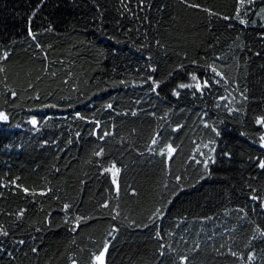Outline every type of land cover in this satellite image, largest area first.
Here are the masks:
<instances>
[{"label": "trees", "instance_id": "1", "mask_svg": "<svg viewBox=\"0 0 264 264\" xmlns=\"http://www.w3.org/2000/svg\"><path fill=\"white\" fill-rule=\"evenodd\" d=\"M189 3L234 15L235 0H0V51L11 52L9 62L0 64L6 69L0 80L7 75L18 92L14 103L0 96V110L9 114L0 122V185H8L0 187V224L15 239L26 240L15 248L12 239L6 241L14 259L0 253V264H71L73 259L89 264L105 239L110 242L106 264H179L180 255L189 257L188 264H248L249 251L256 253L251 264H264V238L253 231L256 224L264 228V210L249 199L248 187L264 189V174L254 164L264 155L259 147L264 128L254 123L264 114V19L250 12L244 26L209 17ZM261 8L264 0H255L252 11ZM29 27L36 40L28 36ZM214 60L227 75L226 84H212L203 94L178 89L180 96L172 95L178 84L194 83L193 73L210 77L202 65ZM45 65L49 75L36 85L41 95L36 101L27 83H35ZM149 75L160 82L158 95L150 90ZM68 96L71 101L62 99ZM107 103L114 110H105ZM76 111L100 120L113 135L97 139L93 125L74 118ZM33 116L35 128L28 122ZM177 125L183 127L173 132ZM156 132L160 143L178 146L171 161L156 146L149 151ZM100 148L103 156L95 157ZM210 156L215 163L209 160L205 173L196 160ZM112 163L120 169L118 197L111 173L103 172ZM47 188L52 192L39 194ZM106 200L109 207L100 208ZM64 203L72 205L70 216L95 218L70 232L63 223ZM162 204L163 218L149 223ZM21 208L27 211L17 225L7 213ZM116 211L120 215L112 219ZM113 227L114 239L108 235ZM157 231L163 239L156 238ZM160 244L166 246L164 257Z\"/></svg>", "mask_w": 264, "mask_h": 264}, {"label": "snow or ice", "instance_id": "2", "mask_svg": "<svg viewBox=\"0 0 264 264\" xmlns=\"http://www.w3.org/2000/svg\"><path fill=\"white\" fill-rule=\"evenodd\" d=\"M42 2H43V0H42ZM181 2L187 3V0H181ZM254 4H255V0H235L234 15L233 16L222 15L221 13L214 12L209 8H201V5H199V4L189 3V4H187V6L189 8H193V9H201L203 12L207 13L209 15V17L215 16V17H218L220 19H223L224 21H229L231 19H235L239 22L240 25L247 26L250 21H249V19H245L243 17H248L250 12L252 15H261V18L264 19V8H261L259 13L253 12L252 6ZM35 15H36V12L35 11L32 12L31 16L34 17ZM30 21H31V17H29V23H30ZM251 23L255 24V21H251ZM228 27L231 28L232 25L229 24ZM48 30L51 31V28H49ZM28 36L31 37L32 40H36V35L32 32L31 27L28 28ZM156 43L160 44L159 41H157ZM36 46H37V48L41 47L39 45V43H37ZM256 55H260V53L257 52ZM10 57H11V52L9 50L0 51V64L9 62ZM44 58L47 59V54H45ZM149 59H151V57H149ZM219 59H220V57H215V60H219ZM215 60L211 63H205L204 65H202V67L205 68L206 72H208V71L211 72L212 75L210 77L202 79L201 77H198L195 73H193V74H191V80L194 83H180V84H178L176 86V89H173L172 95L178 98L180 96V91L178 89H195V92H199V93L203 94V91L207 88H210L212 86V84H220L222 81L226 84L228 82V77L225 74V72L221 70V68L217 67ZM193 63L195 64V63H197V61H193ZM149 67H150L151 72L156 71V68L151 67V66H149ZM5 71H6V69L4 67L0 66V73H4ZM48 75H49L48 66L45 65L42 75L37 74L35 76V83L32 80L28 81V83H27L28 89H32L33 91L36 92V94L34 96L30 97L31 99H34L36 101L41 100V95H40L39 91L36 89V85L42 81L44 76H48ZM50 75H51L52 79H55L57 73L53 71L50 73ZM69 76H71V74H69ZM146 81H151L150 90L154 93H157V89L160 87V82L155 80L151 75H149L146 78ZM62 83L67 85L68 80L65 79L62 81ZM119 83L125 84L126 81L121 80ZM0 85H2V87H3V91H0V96H3L5 98V103H8L9 101L14 103L15 99L18 97V92L16 91V89L14 87H12L10 85L7 75H5L2 80H0ZM103 90L106 91V89H103ZM72 91L78 92L79 88L74 87V88H72ZM195 92L193 94H195ZM52 95H53L52 92L47 93V96H52ZM93 95H96V93H93ZM157 95H158V93H157ZM62 99L71 101L70 96L62 97ZM89 99H91V97H89ZM245 99H247V97H245ZM43 107L44 108H56V107H58V105L56 103H44ZM68 107H72V104L69 103ZM103 107L105 110H114L112 103H107ZM232 111H234V110L229 108V112L231 113ZM117 114L119 115V113H117ZM131 114L133 116H135L136 112H132ZM125 115H127V113H125ZM153 115H155V114L153 113ZM74 118L77 120L85 121L86 123L93 125L91 135L96 136V138L99 140H103V139H105V137L113 135V133L111 131L103 129V125H102V122L100 120H97L94 118L89 119L88 117L82 115L79 111H76L74 113ZM8 120H9V114L6 111L0 110V122H7ZM28 122L34 128L36 127V125L38 123L37 119L34 116ZM254 123L256 126H258V128H264V114L255 116L254 117ZM113 127H115V125H113ZM182 127H183L182 125H177L175 128L172 129V131L177 132ZM204 127L205 128H211L212 132H214L216 136H220V132L216 129L215 126L209 125L208 123H205ZM79 135L80 134L77 133V136H79ZM240 135L244 136V135H246V133L241 132ZM160 137H161L160 132H156L153 135V137L151 139V143L149 145V151H153V146H156L158 148L159 155L161 157H164L166 159V161H171L174 157V154L177 152L178 146L174 147L171 142L160 143V139H159ZM210 143H214V142L210 141ZM207 146L208 145H205V147H207ZM259 147L261 149H264V132H262L259 135ZM211 152L214 153L215 148H212ZM103 154H104L103 148H100L99 151H95L93 153V155L95 157H102ZM201 155H203V153H201ZM224 155L228 156V157L231 156V154L229 152H224ZM192 159H195V157H192ZM250 159H252V158H250ZM209 160H211L212 163H215V158L211 157V156L208 159H205L203 161L196 160L197 164H200V163L203 164V169H204L205 173H209ZM254 164H255V167L260 170L261 174H264V155L256 156L254 158ZM101 167H103V165H101ZM57 171H59V169H57ZM103 172L111 173L112 184L116 185V194L118 197L119 196V186L117 183V175L120 172V169L116 167L115 163H112L109 167L103 168ZM200 178L204 179L205 177L201 176ZM17 179H19V178H17ZM176 180L180 181L181 177L177 176ZM12 183L16 188H20L26 194H29L32 196L37 195L35 190H30L27 187H22L21 185L16 184L15 181H13ZM0 187H8V185L4 184V185H0ZM165 187H167L166 184H165ZM248 187L251 190L249 193V199L252 202L256 203L257 207H260L262 210H264V196L261 195V192L264 191V189L253 187L251 184H249ZM49 192H52L51 188L41 190L39 194L40 195H47ZM131 194L136 195L135 190H133ZM56 198L59 199V197H56ZM167 203L171 204L172 201L168 200ZM99 207L103 208V209H107L109 207V202L106 200ZM117 207H118V205H117ZM71 208H72L71 204L64 203L63 207L61 209V211L64 212L63 223L65 225H68L70 232H76L77 229L80 228V225L82 222L87 223L88 220L95 218L92 216L83 217L80 215L70 216L69 210ZM26 211H27L26 209L21 208L16 213L9 212V213H7V215H9V216L14 215L15 216L14 223L19 225L23 221V218L25 216ZM113 211H115V210H113ZM238 211L243 212L244 209L241 208ZM164 213H165V206L163 204L160 207H156L154 209V211H152V213L148 217L149 223H154L156 219H162L164 216ZM119 215H120V213L118 211H116L115 215L112 216V219H116ZM50 217H51V213H49L48 217H46V223L49 227L51 225ZM148 226H149L148 224L143 225V227H148ZM35 230L37 232H40L41 228H36ZM116 230L117 229L115 227H113L111 229V231L108 233V235L111 236L113 239H114L113 233H115ZM253 231L256 234H259V236L261 238H264V228H262V226L260 224H256L253 228ZM156 238L158 240L163 239V237L161 236V233L159 231L156 232ZM9 239H12V244H13L14 248L18 245L22 246V245L26 244L25 239H23V238L15 239L13 237L12 232L7 227H5L4 224H0V253H6L9 258L14 259L13 253L11 251H8L7 248L4 247L5 242L8 241ZM33 239H35V238H33ZM252 239L253 240L256 239L255 234L253 235ZM74 242L75 241H73V243ZM109 243L110 242L107 239H105L102 247L98 248L97 251H94L90 254L89 264H106L105 257H106V253L108 252V249H109ZM165 247L166 246L164 244H160L159 255L161 257L165 256V252H164ZM168 247L170 248V246H168ZM221 247H223V245H221ZM196 248L198 249L199 245H196ZM31 251H32V253L35 254L38 252V248L32 247ZM229 251L233 257H237L241 261L245 260V257L242 255H238L237 252L231 251V249H229ZM25 255H27V254H25ZM255 259H256V253L254 251H249V253L246 257V261L248 262V264H251V262L254 261ZM188 262H189V257L187 255H180L179 256V264H188ZM71 264H77V261L75 259H73Z\"/></svg>", "mask_w": 264, "mask_h": 264}]
</instances>
